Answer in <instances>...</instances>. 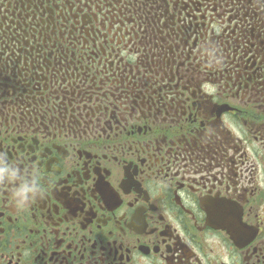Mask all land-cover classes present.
I'll use <instances>...</instances> for the list:
<instances>
[{
	"label": "flooded vegetation",
	"instance_id": "1",
	"mask_svg": "<svg viewBox=\"0 0 264 264\" xmlns=\"http://www.w3.org/2000/svg\"><path fill=\"white\" fill-rule=\"evenodd\" d=\"M0 155V264H264V0H0Z\"/></svg>",
	"mask_w": 264,
	"mask_h": 264
},
{
	"label": "clouds",
	"instance_id": "2",
	"mask_svg": "<svg viewBox=\"0 0 264 264\" xmlns=\"http://www.w3.org/2000/svg\"><path fill=\"white\" fill-rule=\"evenodd\" d=\"M211 55V53H209ZM0 185H14L11 200L17 210H23L45 194L40 174L22 171L13 162L0 155Z\"/></svg>",
	"mask_w": 264,
	"mask_h": 264
}]
</instances>
